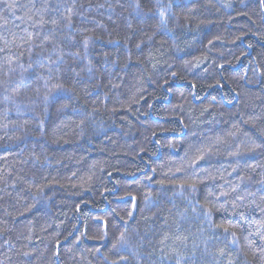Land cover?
Here are the masks:
<instances>
[{"label": "trees", "instance_id": "1", "mask_svg": "<svg viewBox=\"0 0 264 264\" xmlns=\"http://www.w3.org/2000/svg\"><path fill=\"white\" fill-rule=\"evenodd\" d=\"M0 264H264V0H0Z\"/></svg>", "mask_w": 264, "mask_h": 264}, {"label": "snow or ice", "instance_id": "2", "mask_svg": "<svg viewBox=\"0 0 264 264\" xmlns=\"http://www.w3.org/2000/svg\"><path fill=\"white\" fill-rule=\"evenodd\" d=\"M9 7L11 8V7H14V5H9ZM225 231L227 232L228 230L227 229H225ZM124 239V237H123V235L121 236V240H123ZM233 243H236V241L235 240H233Z\"/></svg>", "mask_w": 264, "mask_h": 264}]
</instances>
